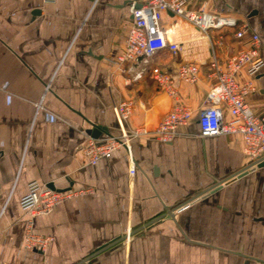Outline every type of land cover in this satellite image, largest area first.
Returning a JSON list of instances; mask_svg holds the SVG:
<instances>
[{
	"label": "crops",
	"instance_id": "obj_1",
	"mask_svg": "<svg viewBox=\"0 0 264 264\" xmlns=\"http://www.w3.org/2000/svg\"><path fill=\"white\" fill-rule=\"evenodd\" d=\"M134 1L0 0V264H264V167L242 172L241 137H201L197 121L215 83L211 59L224 65L246 41L236 28L204 39L163 14L161 26L179 50H160L151 63L173 77L183 64L199 69L194 83L177 82L178 102L193 117L164 143L153 133L174 99L142 66L134 78L115 61ZM189 5L246 24L264 58V0ZM254 84L248 104L263 115L264 67ZM122 100L132 101L124 129L148 131L129 140L133 173L124 148L95 165L83 150L93 127L95 140L121 133L114 107ZM34 179L76 194L32 216L19 201ZM182 205L174 220L149 224L165 207ZM30 219L52 237L44 253L24 248Z\"/></svg>",
	"mask_w": 264,
	"mask_h": 264
},
{
	"label": "built area",
	"instance_id": "obj_2",
	"mask_svg": "<svg viewBox=\"0 0 264 264\" xmlns=\"http://www.w3.org/2000/svg\"><path fill=\"white\" fill-rule=\"evenodd\" d=\"M130 13L131 25L124 47L115 61L124 66L123 71L133 72L134 78L139 77L140 73L134 72L133 68L136 65L142 66L158 89L174 99L171 109L162 117L153 133L164 143L170 142L178 134V128L187 125L193 117V111L178 102L177 82L194 83L198 78L199 69L193 63L183 64L178 67L176 76L173 77L160 65L151 63L160 50H167L171 54H176L179 50V44L169 40L167 32L161 26L163 14H171L172 17L184 20L204 39L209 38L210 32L236 28L235 37L246 42H243L244 44L229 56L222 66L215 58L211 59L209 65L215 83L207 92L206 106L199 111L197 121L201 137L239 135L243 141V154L248 160L246 169L256 168L258 163L264 161V114H256L247 99L257 90L254 77L264 67L259 35L250 33L246 24L238 25L233 16L191 8L189 0H136L131 4ZM242 74L244 77L241 78ZM223 106L227 109L228 118ZM114 112L121 133L102 140L89 138L83 149L84 154L88 163L95 165L99 159L108 158L118 148H124L129 155L133 173L135 161L130 155L129 140L147 134L148 131L144 128L130 131L124 129V124L132 112L131 100L120 101L115 105ZM74 194L76 192L54 190L34 179L28 183L19 206L32 216L48 215L55 206ZM184 207L186 205L177 207L174 212ZM126 239H129V231ZM51 241L52 237L39 234L32 220L28 221L24 238L25 249L44 253Z\"/></svg>",
	"mask_w": 264,
	"mask_h": 264
},
{
	"label": "water",
	"instance_id": "obj_3",
	"mask_svg": "<svg viewBox=\"0 0 264 264\" xmlns=\"http://www.w3.org/2000/svg\"><path fill=\"white\" fill-rule=\"evenodd\" d=\"M138 61L140 62V61H141V58H139ZM89 132H90L92 138H98V137H99V134H100V133H99V131L97 130V128L93 127V129H91V131H89ZM256 167H264V161L258 163V164L256 165ZM247 170H248V169L245 168L242 172H245V171H247ZM249 170H251V169H249ZM50 188L54 189L53 185H50ZM175 209H176V208L170 209V208H168V207H165V208H164V213H162V214L158 215L157 217H155L153 220H151V221L149 222V224H151V223H153V222H156V221H158V220H160V219H162V218H164V217H168V218L174 220V218H175V212H174Z\"/></svg>",
	"mask_w": 264,
	"mask_h": 264
},
{
	"label": "rangeland",
	"instance_id": "obj_4",
	"mask_svg": "<svg viewBox=\"0 0 264 264\" xmlns=\"http://www.w3.org/2000/svg\"><path fill=\"white\" fill-rule=\"evenodd\" d=\"M154 59V58H153Z\"/></svg>",
	"mask_w": 264,
	"mask_h": 264
}]
</instances>
